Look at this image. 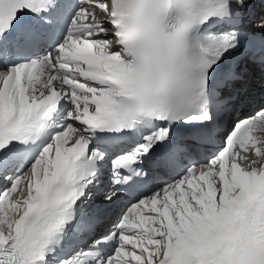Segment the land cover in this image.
<instances>
[{"label":"snow or ice","instance_id":"snow-or-ice-1","mask_svg":"<svg viewBox=\"0 0 264 264\" xmlns=\"http://www.w3.org/2000/svg\"><path fill=\"white\" fill-rule=\"evenodd\" d=\"M259 3L0 0V264H264Z\"/></svg>","mask_w":264,"mask_h":264}]
</instances>
